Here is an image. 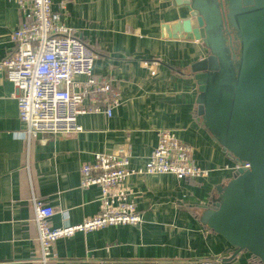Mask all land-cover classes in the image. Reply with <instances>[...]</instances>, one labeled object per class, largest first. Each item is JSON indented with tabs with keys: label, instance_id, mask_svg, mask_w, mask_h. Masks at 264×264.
<instances>
[{
	"label": "crops",
	"instance_id": "0c3cea01",
	"mask_svg": "<svg viewBox=\"0 0 264 264\" xmlns=\"http://www.w3.org/2000/svg\"><path fill=\"white\" fill-rule=\"evenodd\" d=\"M52 1L74 35L96 52L94 75L112 82L120 105L112 116L80 114L76 134L27 139L17 87L0 72V264H198L214 258L262 264L202 219L217 187L234 176L235 162L204 123L190 64L206 51L180 33L179 6L174 0ZM23 20L18 0H0V60L13 55L11 35ZM166 129L189 146L208 177L128 176L109 189L111 203L132 205L142 222L59 238L55 256L44 263L34 199L54 207L52 226L82 223L108 206L99 186L81 185V164L96 153H129L133 167L144 166Z\"/></svg>",
	"mask_w": 264,
	"mask_h": 264
},
{
	"label": "built area",
	"instance_id": "2783aa9c",
	"mask_svg": "<svg viewBox=\"0 0 264 264\" xmlns=\"http://www.w3.org/2000/svg\"><path fill=\"white\" fill-rule=\"evenodd\" d=\"M24 16L13 31V55L0 60V72L17 87L19 117L25 124L27 139L40 134L72 135L80 132L79 115L104 110L113 115L120 105L110 81L100 82L94 75L96 52L74 35L52 0H18ZM80 77L82 79H80ZM190 148L169 129L159 132L158 142L144 166L133 167L131 155L96 153L92 161L80 166L81 185L99 186L108 208L76 225L54 227L53 206L34 199V222L38 230L41 259L44 263L55 254L53 244L59 238L78 231L142 222V215L132 205L112 206L109 189L122 184L130 175L172 174L177 178L201 180L209 170L190 158ZM250 163L235 162L232 169H248ZM198 264H226L220 258L204 259Z\"/></svg>",
	"mask_w": 264,
	"mask_h": 264
},
{
	"label": "water",
	"instance_id": "95a60500",
	"mask_svg": "<svg viewBox=\"0 0 264 264\" xmlns=\"http://www.w3.org/2000/svg\"><path fill=\"white\" fill-rule=\"evenodd\" d=\"M174 1L180 33L206 51L190 64L204 123L232 161L250 163L217 187L202 219L264 264V0Z\"/></svg>",
	"mask_w": 264,
	"mask_h": 264
},
{
	"label": "flooded vegetation",
	"instance_id": "af4514ba",
	"mask_svg": "<svg viewBox=\"0 0 264 264\" xmlns=\"http://www.w3.org/2000/svg\"><path fill=\"white\" fill-rule=\"evenodd\" d=\"M231 31H232V29H230ZM231 34H229V36H230ZM235 36V35H234Z\"/></svg>",
	"mask_w": 264,
	"mask_h": 264
},
{
	"label": "trees",
	"instance_id": "16d2710c",
	"mask_svg": "<svg viewBox=\"0 0 264 264\" xmlns=\"http://www.w3.org/2000/svg\"><path fill=\"white\" fill-rule=\"evenodd\" d=\"M258 259V258H257ZM258 261L260 262V260L258 259Z\"/></svg>",
	"mask_w": 264,
	"mask_h": 264
}]
</instances>
